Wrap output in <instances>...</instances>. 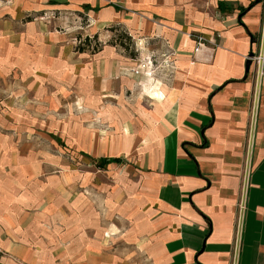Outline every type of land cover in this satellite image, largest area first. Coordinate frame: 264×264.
I'll return each mask as SVG.
<instances>
[{
	"label": "crops",
	"instance_id": "1",
	"mask_svg": "<svg viewBox=\"0 0 264 264\" xmlns=\"http://www.w3.org/2000/svg\"><path fill=\"white\" fill-rule=\"evenodd\" d=\"M82 111L104 135L82 137ZM55 115L121 159L106 183L34 148ZM0 247V264H264V0H0Z\"/></svg>",
	"mask_w": 264,
	"mask_h": 264
},
{
	"label": "rangeland",
	"instance_id": "2",
	"mask_svg": "<svg viewBox=\"0 0 264 264\" xmlns=\"http://www.w3.org/2000/svg\"><path fill=\"white\" fill-rule=\"evenodd\" d=\"M51 1V5L55 4V0H50ZM54 11L51 10L50 15H43L42 17H40V19L45 20V21H53L55 18L54 15ZM63 21L65 22H71L73 20H78L79 24L82 25L84 24V20L85 18L82 16H78V18H74V14L70 13L69 15H65L64 13H62ZM87 18V17H86ZM86 21V20H85ZM87 22L88 18H87ZM72 24V23H71ZM73 29L77 30L75 27L72 26ZM58 30H62L65 31L66 28L64 27H60L58 28ZM67 31V30H66ZM78 31H82V30H78ZM75 36V35H74ZM75 38H73V41H75ZM146 61V60H145ZM80 109V108H79ZM77 113V112H76ZM70 114V113H68ZM84 114V116H80ZM88 114H91L89 112H78L77 115L78 117L75 118V120L77 121V129L82 131L80 134L82 135V137L87 138V137H94L96 135V132L99 134L104 135V132L101 133L99 129H97L96 125L94 124L93 121H91V119L87 118L86 116H88ZM52 116H54V114H52ZM48 117V128L45 129H36V131H34L32 133V137H30L32 139V141H36V144L34 145V148H45L48 149V151H50V153L54 154V155H61V156H66L67 158V163L69 165V163L73 166V167H77L78 169H81L83 171L84 174H89V173H94V175H97V177L94 178L93 183L94 184H98L100 185L101 182L103 181L104 183L107 182L108 177L106 176V174L108 173V166H97L95 165L94 161L96 159L99 158H105V157H99L102 155L106 154H102V153H97L94 155V153H90L89 151H85V150H80L77 146L78 144L74 141V138L72 136H67V140L64 139V131L62 130V126H59L61 124H63L62 121H65V117H70L72 116V113L70 115H66L65 117H61L60 116H56L52 118ZM62 120V121H59ZM67 121H71L70 118L66 119ZM95 120V119H93ZM69 124V123H67ZM46 126V127H47ZM35 136V137H34ZM58 138L61 139V143L58 141ZM34 151H38V150H34ZM125 162L129 163L128 160L125 159ZM106 168V169H100L98 170L97 168ZM103 170V171H102ZM103 175V176H102ZM102 180V181H101ZM84 195L86 196H90L91 194L89 193V191H83ZM85 197V196H84ZM106 236H109V232H105ZM118 240H120L118 238ZM114 244V243H113ZM116 246H118V244H114ZM112 246V245H111ZM119 247H123L122 245H120ZM117 251L120 252V256L122 257V253H123V249L119 248L117 249ZM121 262V259L119 260Z\"/></svg>",
	"mask_w": 264,
	"mask_h": 264
},
{
	"label": "trees",
	"instance_id": "3",
	"mask_svg": "<svg viewBox=\"0 0 264 264\" xmlns=\"http://www.w3.org/2000/svg\"><path fill=\"white\" fill-rule=\"evenodd\" d=\"M117 27H112V29H116ZM76 50L78 51H89L96 52L101 49L102 43L97 39V35H77L76 36ZM117 40L120 42L119 44L124 47L128 51V46L130 43V37L125 31H119L117 34ZM134 51V52H133ZM129 54L134 57L136 54L138 55V51L136 50L135 45L133 44V48L129 51ZM110 162H121L120 158H112V159H103L99 160L98 165L103 166L104 164Z\"/></svg>",
	"mask_w": 264,
	"mask_h": 264
},
{
	"label": "built area",
	"instance_id": "4",
	"mask_svg": "<svg viewBox=\"0 0 264 264\" xmlns=\"http://www.w3.org/2000/svg\"><path fill=\"white\" fill-rule=\"evenodd\" d=\"M76 39V38H75ZM193 40L195 42V46H194V49H193V52L194 53H198L200 52L203 48L207 47V42L208 40H206V38H204L201 34H194L193 35ZM75 42H77V39L75 40ZM214 43V41H213ZM146 61H139V63L137 64L136 68L133 69V72L135 74H138L140 72L141 69H144V68H152L154 62L153 60L151 59V57H148L147 59H145ZM150 68V69H151ZM149 69V71H150ZM0 250H1V247H0Z\"/></svg>",
	"mask_w": 264,
	"mask_h": 264
}]
</instances>
